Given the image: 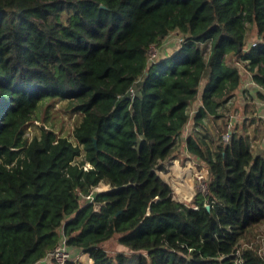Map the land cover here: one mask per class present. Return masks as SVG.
Listing matches in <instances>:
<instances>
[{"label":"trees","instance_id":"1","mask_svg":"<svg viewBox=\"0 0 264 264\" xmlns=\"http://www.w3.org/2000/svg\"><path fill=\"white\" fill-rule=\"evenodd\" d=\"M238 63L264 89V0H0V264H51L62 237L92 259L77 264H264V147L189 134L208 168L189 203L155 170L190 119L223 122ZM57 101L81 115L75 142L44 125L29 139ZM114 237L127 251L102 246Z\"/></svg>","mask_w":264,"mask_h":264},{"label":"crops","instance_id":"2","mask_svg":"<svg viewBox=\"0 0 264 264\" xmlns=\"http://www.w3.org/2000/svg\"><path fill=\"white\" fill-rule=\"evenodd\" d=\"M238 64L241 70L240 84L228 101L218 109L220 114L224 115L223 122L219 118H215L214 115L205 117L203 124H193L190 119L175 140L176 152L173 153L170 160H165L162 164L161 173L158 174L170 185L173 197L176 200L187 203L186 201L193 197V193H190L188 187L193 183V175L198 166H200V170L205 168L207 170L206 173H208L206 164L186 150V138L189 134L194 135L198 139L202 148L204 147V142L212 148L217 143L216 140H218L217 136H214V132L218 133V126H223V124L230 122L232 132L235 131L248 136L253 150L264 147V89L252 79L251 73L241 63ZM259 93L262 95H259ZM200 103V98L198 97L190 105L189 114L191 116ZM204 128L210 130L212 137L203 130ZM108 187L107 184L101 182L95 189L104 190ZM119 244V251H127L125 246L121 243ZM72 253L75 264L77 262L92 261L86 251L72 249Z\"/></svg>","mask_w":264,"mask_h":264},{"label":"rangeland","instance_id":"3","mask_svg":"<svg viewBox=\"0 0 264 264\" xmlns=\"http://www.w3.org/2000/svg\"><path fill=\"white\" fill-rule=\"evenodd\" d=\"M254 36L253 29H248L247 34V40L251 41ZM179 34L177 32H171L163 41V43L160 46H157L155 44H152L150 46V51L155 53V58H159L164 56L166 53L172 52L175 50L177 43L179 42ZM48 102H45L43 104H40L39 107L36 109L33 119L30 121L26 128V136L30 139L33 134H37L39 132V126L44 125L45 127H49L54 129L58 134L64 135L75 142V139L73 137V128L75 124L79 121L81 115L78 112L72 113L70 112L67 107L64 105L63 102L57 101L51 103V105L47 104ZM190 112V109H189ZM221 131L226 129V124H223V126L220 127ZM205 132L212 137V133L209 129L204 128ZM203 134V133H202ZM220 133L214 132V136H217V139L219 138ZM219 141V139H218ZM217 141V142H218ZM216 142V141H214ZM174 146L173 153L176 152ZM177 155V154H176ZM172 156H170L167 160H170ZM183 159V158H182ZM181 162V160H180ZM155 170L157 173H161V169H159L158 164L155 167ZM197 170H200V166H198ZM196 170V171H197ZM207 182H208V173H207ZM190 190V193H194L198 189V181L195 177V174L193 175V183L191 186L188 187ZM192 199V198H191ZM190 200H187L186 202L189 203ZM260 231L255 235V238L257 235L261 234L262 231H264V226L259 229ZM102 246L110 253L114 254L116 251H119L120 244L117 242L116 237L111 238L107 241H105ZM124 246V245H123ZM259 246H263L264 244H259Z\"/></svg>","mask_w":264,"mask_h":264},{"label":"built area","instance_id":"4","mask_svg":"<svg viewBox=\"0 0 264 264\" xmlns=\"http://www.w3.org/2000/svg\"><path fill=\"white\" fill-rule=\"evenodd\" d=\"M180 40V38H179ZM148 56H149V60L155 59V53L150 51V48L148 50ZM130 94H133V90L131 89ZM232 133V126L231 123L228 122L226 124V129L224 130V132H222L221 134V140L224 142L229 141L230 136ZM206 169L202 168L201 170H197L195 172V177L197 178L198 181V189L199 191L204 192L206 190L207 187V173H206ZM89 196H87L88 198ZM90 199V198H89ZM205 205H208V203H206ZM195 208L197 207V205L194 206ZM254 243H259V244H264V231L261 232V234L257 235L256 238L254 239ZM252 244V242H251ZM251 244H248L249 246ZM72 247L67 246L66 242H65V238L62 237L60 239V241L58 242V244H56L54 246V248L49 252V254L44 258V259H48L49 262L51 264H73L74 259H73V253H72ZM257 250L259 253H264V247L263 246H258Z\"/></svg>","mask_w":264,"mask_h":264},{"label":"water","instance_id":"5","mask_svg":"<svg viewBox=\"0 0 264 264\" xmlns=\"http://www.w3.org/2000/svg\"><path fill=\"white\" fill-rule=\"evenodd\" d=\"M100 6H101V7H105V5H103V4H101ZM206 207H209V206H208V205H206Z\"/></svg>","mask_w":264,"mask_h":264}]
</instances>
